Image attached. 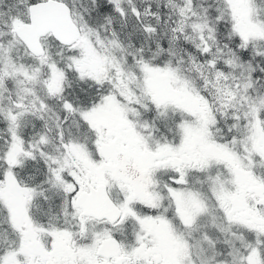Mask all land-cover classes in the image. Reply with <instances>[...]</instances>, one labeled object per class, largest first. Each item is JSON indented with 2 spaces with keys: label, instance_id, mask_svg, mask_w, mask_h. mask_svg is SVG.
Wrapping results in <instances>:
<instances>
[{
  "label": "snow or ice",
  "instance_id": "snow-or-ice-1",
  "mask_svg": "<svg viewBox=\"0 0 264 264\" xmlns=\"http://www.w3.org/2000/svg\"><path fill=\"white\" fill-rule=\"evenodd\" d=\"M0 264H264V0H0Z\"/></svg>",
  "mask_w": 264,
  "mask_h": 264
}]
</instances>
